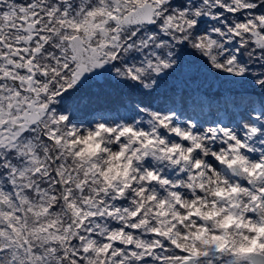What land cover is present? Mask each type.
<instances>
[{
	"label": "trees",
	"instance_id": "trees-1",
	"mask_svg": "<svg viewBox=\"0 0 264 264\" xmlns=\"http://www.w3.org/2000/svg\"><path fill=\"white\" fill-rule=\"evenodd\" d=\"M36 1L30 20L39 44L37 52H28V58L43 111L37 126L23 129L13 148L0 153V191L7 189L14 203L8 219L12 214L17 219V229L1 220L8 236L3 238L7 239L3 247L8 252L7 264H148L147 259L140 261L150 238L147 228L157 219L162 222L154 212L157 204L153 194L148 196V187L154 172L164 181L180 159L167 136L174 123L164 115L178 105L183 86L176 73L178 65L185 63L182 71L190 86L204 76L207 83L214 81L213 92H201L202 97L225 95L236 105L252 96L253 105L261 108L264 43L257 39L264 40V0H53L52 6V0ZM144 3L155 11L152 23L121 24ZM185 8L195 9L194 20L177 14ZM79 9V23L70 22L67 17ZM43 21L54 23L51 34ZM205 24L213 38L221 36L220 29L228 38L231 64L223 76L214 71L220 68L218 59L199 50ZM76 35L87 53L101 63L96 72L78 82L75 63L60 56L64 41ZM41 80L46 83L43 92L37 87ZM120 107L151 119L153 127L151 137L147 132L138 136L130 129L118 135L123 140L117 167L111 170L100 163L111 140L104 125L95 128L90 146L71 147L68 142L72 127L83 128L99 116L98 111L105 114ZM254 124L262 133V123ZM32 138L31 148L40 160L27 176L18 179L14 175L10 187L3 162L24 163L30 156L27 141ZM221 234H227L226 230ZM228 234L234 239L231 230ZM258 235L254 239L263 243L264 237ZM222 241L214 240L213 247ZM251 247L240 242L234 249L238 254L240 248Z\"/></svg>",
	"mask_w": 264,
	"mask_h": 264
},
{
	"label": "rangeland",
	"instance_id": "rangeland-1",
	"mask_svg": "<svg viewBox=\"0 0 264 264\" xmlns=\"http://www.w3.org/2000/svg\"><path fill=\"white\" fill-rule=\"evenodd\" d=\"M235 1L233 0V3ZM185 12L183 15L188 21L194 20L195 9L188 12L185 10ZM67 18L70 22H73L71 15ZM18 20L23 22V25L25 24V16H20ZM42 23L49 26V33L51 34V30L55 27L54 23L45 21ZM207 27L208 24H205L204 29L199 34L201 53H208L211 57L218 59L217 64L220 68L218 70L214 69V71L223 76L231 64L228 38L222 29L218 31L221 36L218 39L213 38ZM35 35L33 33L27 36L35 39L38 37L37 35L35 37ZM38 40L39 38L35 39V46H38ZM22 41L25 43L26 38H22ZM40 41H42L41 38ZM257 41L264 43L262 38L257 39ZM66 47L67 45L62 47L60 56H64V60L67 61L70 53L63 51V48L66 49ZM29 51L37 52V47ZM88 54L90 56L87 60L88 65H85L88 68L79 64L74 71V78L77 82L78 79L96 72L98 67L101 66V63L94 58L93 53ZM184 67L185 63H179L176 73L179 75L180 81H183V86L178 93L180 105L178 112H185L186 114L182 123V130L171 137V145L177 149L180 161L172 166V173L168 178L166 177L167 183L164 185L165 189L176 185V191L171 193L176 203L170 209V213H168L169 211H162L163 215L167 214V217H163L165 221H173L175 225L170 227L172 231L168 232V235H170L166 238L168 242L164 240V237L160 238L158 236L159 242H164L166 246L164 252L166 262L164 264H180L188 260L190 256L194 258V261L195 258L197 259L194 264H251L246 255L251 252L258 253L254 252L252 248H240L237 256L225 259L219 257L215 252H208L205 244L213 246L211 241L215 238H221L223 225L229 221L231 215L242 220L240 222L242 241L248 243L247 245H250L249 243L252 242L254 236H258L259 231H262L261 227L264 226V199L261 197L264 193V147H256L255 149L252 147V141L256 137H250L251 132L249 129L252 127L254 120L263 118L264 102L261 108H256L253 105V97L248 96L245 100L240 101L241 105L239 106L228 103V99L219 104L213 101L211 103L206 97H202L199 90L209 92L213 89L214 81L207 83V76H204L195 86H190L187 74L182 71ZM5 70H2V72L8 73V70ZM153 70L159 73L157 68ZM36 82L35 80L34 87ZM45 84V81L42 80L37 83L39 92L44 91ZM3 103L4 100L0 96V112H3L0 116V126L3 125L1 121L8 106V103L5 106H3ZM209 108L212 111L205 115V110ZM159 112L157 109H152L154 114L158 115ZM160 113L163 115L162 112ZM220 114H225L227 121L223 129L217 131L214 125L216 121L212 118ZM167 115L169 116L168 110ZM59 118L58 115L57 119ZM98 124L106 125L113 135L110 149L106 152V158H103L102 154L100 156V163L104 165L102 168L111 170L117 167L116 162L123 140L118 135L124 130L130 129L135 133L141 131L139 134L147 132L148 137H151L149 131L153 127L151 119H141L139 115H133L120 107L119 111H109L104 119L96 117L92 126L86 124V127L83 128L80 126L72 127L71 141L69 140L68 143L71 147L82 146L85 143L90 146L89 137L93 136L95 127ZM13 127L16 128L17 126L14 125ZM18 133L6 126L3 130H0V145L13 148ZM33 142V138L27 141L29 158L18 166L14 165V168H11L10 175L12 172H16V174L14 173L15 176L20 179L27 176V171H34L33 167L35 169L40 159L39 154L31 148ZM2 151L0 150V153ZM98 152L100 153V150ZM108 156L115 160L111 161ZM233 166L239 168L236 176L232 174ZM150 172L151 169H148L147 175H150ZM172 177H174L173 180H171ZM228 177L231 178L232 182ZM10 180L13 183L12 177ZM233 191L238 193L240 191L241 198L236 199L232 195ZM6 194L7 192L4 191L2 197L0 193V201H3ZM175 195L178 196L175 197ZM160 200L166 205V200L162 195H158L156 199V201ZM4 201H6V208H8L9 213L12 212L14 209L13 201L8 196L7 200L4 199ZM13 219L15 222L16 218L13 217ZM1 220L0 212V248L7 245V239L4 241L3 236L8 237L2 229ZM174 228H176V233L173 230ZM225 245L230 246L227 243ZM150 246L158 247L159 244L154 242L153 244L150 243ZM135 250L136 248L133 247V251ZM7 262L8 255L5 252L4 255L0 256V264H7Z\"/></svg>",
	"mask_w": 264,
	"mask_h": 264
},
{
	"label": "flooded vegetation",
	"instance_id": "flooded-vegetation-1",
	"mask_svg": "<svg viewBox=\"0 0 264 264\" xmlns=\"http://www.w3.org/2000/svg\"><path fill=\"white\" fill-rule=\"evenodd\" d=\"M36 6L37 4L30 0H0V79L6 73L2 70L7 69L8 73L6 74L17 80L16 85L9 81H0V96L4 100L3 106L8 103L0 130L8 126L12 131L21 132L26 128L12 129L14 125L22 123L21 117L32 99L29 89L36 98L35 111L39 116L41 115L42 107L38 104L37 92L34 90L33 65L28 58V50L34 49L35 43L27 35L35 32V26L30 19L33 17L31 10L36 9ZM20 16H25L24 25L18 20ZM22 38H26L25 43ZM11 48L17 49V54L11 52ZM12 103L14 107L9 112ZM2 113L0 112V116Z\"/></svg>",
	"mask_w": 264,
	"mask_h": 264
},
{
	"label": "water",
	"instance_id": "water-1",
	"mask_svg": "<svg viewBox=\"0 0 264 264\" xmlns=\"http://www.w3.org/2000/svg\"><path fill=\"white\" fill-rule=\"evenodd\" d=\"M151 22V13L148 5H143L141 7H137L134 11H132L127 17H125L121 23L125 25H138V24H148ZM69 49L72 52L71 60L75 63H81L88 65V54L86 49L83 47L82 40L79 36H74L73 38L68 40ZM3 81H10L12 84L16 85V80L9 77V75L4 74L1 77ZM29 89V88H28ZM32 96V101L27 106V110L24 112L22 116L23 123L19 126H31L38 122L37 114L34 110L35 98L33 97V93L30 92ZM14 104H12L9 108V112L13 108ZM30 111V113H28ZM18 126V127H19ZM15 128V127H14ZM249 260L253 264H264V256L260 255H250ZM182 264H191L189 261H184Z\"/></svg>",
	"mask_w": 264,
	"mask_h": 264
}]
</instances>
